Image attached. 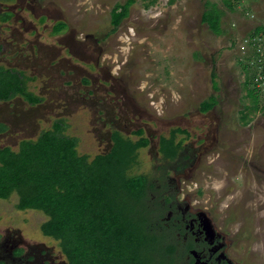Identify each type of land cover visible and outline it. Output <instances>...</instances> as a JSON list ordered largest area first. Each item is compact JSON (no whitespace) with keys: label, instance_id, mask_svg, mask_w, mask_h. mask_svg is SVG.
<instances>
[{"label":"rangeland","instance_id":"obj_1","mask_svg":"<svg viewBox=\"0 0 264 264\" xmlns=\"http://www.w3.org/2000/svg\"><path fill=\"white\" fill-rule=\"evenodd\" d=\"M28 1L18 0L20 8ZM127 1H42L48 18L40 33L46 36L45 53H57L56 64L37 71L29 66L38 88L46 80L42 104L48 107L42 116L28 113L20 125L38 124L34 138L50 129L60 112L64 133L77 137L78 152L90 156L103 150L108 130L137 139L134 131L141 128L152 142L137 150V164L129 172L148 176L154 184L150 195L156 194L159 168L165 164L153 148L157 137L185 130L175 134L186 148L180 162L187 163L189 152H201L185 168L184 192L234 233L241 264H264V84L253 81L263 69L256 62L264 61V33L257 46L249 38L255 27L264 26V0H229L231 6L226 0H132L112 30L111 10ZM212 6L219 12L218 31L203 19ZM50 19L68 24L65 32L66 26L58 23L63 36L50 37ZM65 71L72 75L64 76ZM87 72L93 80L88 89L94 90L87 98L102 100L101 108L81 99L70 102L71 93L83 91L79 83ZM212 97L214 106L202 112L201 103ZM60 102L66 104L62 112ZM110 112L116 124H110ZM9 141L0 137V145ZM17 198L12 193L0 199V234L40 244L53 262L63 261L57 241L40 231L46 216L17 209Z\"/></svg>","mask_w":264,"mask_h":264},{"label":"trees","instance_id":"obj_2","mask_svg":"<svg viewBox=\"0 0 264 264\" xmlns=\"http://www.w3.org/2000/svg\"><path fill=\"white\" fill-rule=\"evenodd\" d=\"M130 2L111 10L112 30L128 14ZM225 3L231 6L229 0ZM203 19L213 31L219 30L216 8ZM57 27L55 32L61 30ZM255 28L251 36L264 33V26ZM23 80L15 70L0 69V100L22 94L32 103L39 101ZM214 104L212 97L200 109L208 111ZM65 127L60 120L35 139L21 140L17 149L0 147V199L15 193L17 209L41 211L46 220L40 231L57 241L65 264H154L157 256L170 252V242L154 225L160 213L150 201L153 182L145 174L129 172L137 164V150L149 144L148 137L142 129L134 131L137 139L113 131L111 148L90 156L78 152L77 137L64 133ZM185 132L175 128L159 137L158 151L165 162L161 171L182 147L175 134Z\"/></svg>","mask_w":264,"mask_h":264},{"label":"flooded vegetation","instance_id":"obj_3","mask_svg":"<svg viewBox=\"0 0 264 264\" xmlns=\"http://www.w3.org/2000/svg\"><path fill=\"white\" fill-rule=\"evenodd\" d=\"M42 1H28L24 4L25 7L20 8L21 5L18 4V0L16 3L15 0H0V69L15 70L22 74L24 79L22 83L27 91L39 98V101L32 103L24 95L17 94L11 98L0 100V137H9L10 140L9 143L0 145V147L9 146L14 149V147H18L21 140L35 139L39 134L34 138L32 136L37 133L38 124L37 127L28 126L26 128L20 124L23 119L29 118L28 113L36 112L42 116V108L48 107L42 104V87H46V80L39 85V89L36 86L38 77L34 74L28 75L27 72L30 70L29 66H35L37 71L40 68H45V65L48 69L56 64L54 58L57 53L53 52L50 56L45 53L44 37L46 36L40 33L46 28V19L48 18L46 6L42 5ZM20 10L27 14L22 15ZM50 21H53L50 27V37L63 36L62 29L61 32L55 33V27L58 23H62L66 26L64 30L66 32L68 24L61 19H50ZM30 31L34 33L31 38L28 36ZM22 44H25L24 48H21ZM66 49L68 50V48ZM44 58H46L45 61ZM63 75L70 76L72 72L65 71ZM110 78L113 80L111 75ZM69 80L70 86L72 79ZM92 81L89 73L84 74L79 83L83 91L77 90L75 94L71 93L73 96L70 102L77 104L81 99V103L93 104L95 107L98 105L96 108L104 106L100 102L102 100L87 98V95L94 92L93 89L92 91L88 89L89 86L93 85ZM99 84L105 85L106 83L100 81ZM60 105L58 108L62 112L66 109V104L60 102ZM121 108L124 107L121 105ZM112 112H110L111 120L114 119ZM54 118L51 127L54 122L62 120V115L59 112ZM121 119L122 116L116 118L118 122ZM104 124L106 123L103 122ZM110 124H116V122L113 120ZM112 133L113 130L107 131L106 143L101 152H106L111 148ZM12 135L17 136L15 142L11 140ZM148 139L149 144H151L152 139L149 136ZM158 139L159 137L153 146V148H157L155 150L156 156L160 154ZM184 152H186V148L182 146L176 158L169 160V163L174 164L167 166L165 170L162 169L163 171L160 170L158 179L161 182L157 186L156 194L150 195L149 192L151 205L158 207L157 213H160L156 217L154 225L163 231L169 239L167 242H170L168 248L170 252H164L162 256H157L154 264H241L237 249L238 241L234 233L229 232L228 227L224 224L216 223L207 210L199 206L188 192H184L185 186L181 184L187 178L184 174L185 168L186 166L189 168L193 166L190 165V160L194 162L201 150L189 152L185 159L187 163L180 162ZM8 237V234L6 236L0 234V264H65L64 260L57 263L53 262V256L45 251L40 244L28 245L21 238ZM42 249L43 251H41ZM32 251L33 253H31Z\"/></svg>","mask_w":264,"mask_h":264},{"label":"built area","instance_id":"obj_4","mask_svg":"<svg viewBox=\"0 0 264 264\" xmlns=\"http://www.w3.org/2000/svg\"><path fill=\"white\" fill-rule=\"evenodd\" d=\"M249 38L251 41L256 42V46L261 41V36H258V35H254V36L250 35ZM260 55H262V54H260ZM256 63L263 66V69L261 70V72L256 77H253V81L256 83V85L260 86V85L264 84V61L262 59L258 58Z\"/></svg>","mask_w":264,"mask_h":264}]
</instances>
